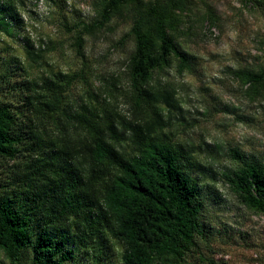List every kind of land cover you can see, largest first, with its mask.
Masks as SVG:
<instances>
[{
  "label": "clouds",
  "instance_id": "obj_1",
  "mask_svg": "<svg viewBox=\"0 0 264 264\" xmlns=\"http://www.w3.org/2000/svg\"><path fill=\"white\" fill-rule=\"evenodd\" d=\"M0 264H264V0H0Z\"/></svg>",
  "mask_w": 264,
  "mask_h": 264
},
{
  "label": "trees",
  "instance_id": "obj_2",
  "mask_svg": "<svg viewBox=\"0 0 264 264\" xmlns=\"http://www.w3.org/2000/svg\"><path fill=\"white\" fill-rule=\"evenodd\" d=\"M142 180H146V183L148 185H151L152 181L151 180H148L146 177H141ZM132 191H135V189H131ZM160 192L161 194H164L166 192V188L164 187H161L160 189ZM143 195V193H141ZM156 205H157V208L156 210L159 211L161 213V215L157 218L158 220V223H159V226L161 228H163V224H164V221H165V213H166V209H165V206L158 200L156 201Z\"/></svg>",
  "mask_w": 264,
  "mask_h": 264
}]
</instances>
